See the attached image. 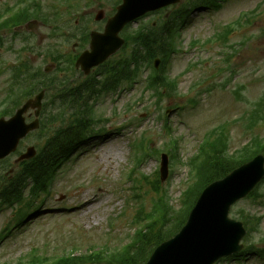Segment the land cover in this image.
<instances>
[{
  "label": "rangeland",
  "instance_id": "rangeland-1",
  "mask_svg": "<svg viewBox=\"0 0 264 264\" xmlns=\"http://www.w3.org/2000/svg\"><path fill=\"white\" fill-rule=\"evenodd\" d=\"M114 1L91 0L90 6L84 4L80 11L64 15L65 22L59 23L62 31H72V26L69 27L70 20L79 19L90 20V30H101L105 19L115 10ZM3 2L13 4L15 0H0V10ZM258 5L261 6L256 18L251 22H243L242 26L229 35L227 44L208 41L216 31L236 20L241 12H251ZM99 10H104L106 16L98 22L94 17ZM160 13L163 14L161 11ZM158 17L159 14L147 16L144 20L136 21L133 28L141 23L155 22ZM8 33L9 38L0 42V68H6L0 73V101L10 79L8 67L19 60L44 67L53 62L50 59L53 53H70L75 43L73 39L64 45L63 37L57 43H50V40H55L50 38L51 28L42 22L30 45L22 40L27 35L24 30L16 34L15 40L10 32L3 34ZM176 39L182 50L170 56L167 74L179 81L178 92H173L167 84L164 88L165 95L158 102L152 91L144 90V82L133 86L122 83L117 91L105 93L97 102H90L95 105L98 115L112 120L106 127L113 129L122 126L125 129L117 135L113 132L108 137L104 136L97 142L88 144L85 150L66 164L64 173L53 186L51 207L38 214L36 221L16 233L15 237L0 243L1 262H14L21 256L28 255L34 247H38L41 254L53 255L61 254L69 248L72 250L75 246L78 248L76 253L80 254L85 253L92 245L101 248L103 245H119L128 241V234L134 232L128 220L137 206V201L132 197L135 194L133 186L139 185L137 182H129L126 177L132 166L129 157L134 150L130 143L133 138L138 141L143 137L153 140L155 147L170 143L164 127V117L161 118L166 113L174 139L179 140L180 162L175 164L171 177L169 174L164 181L170 189L175 207L180 206V195L186 187L188 168L185 163L196 153L206 132L220 124L230 123L231 151L248 142L252 133L243 129L242 123L234 124L232 121L251 110L264 95V0H228L217 11H197ZM195 40H199L200 44L192 46L191 43ZM49 44L52 46L47 48ZM24 47L30 49L23 50ZM148 72L146 70L143 73L142 79L147 77ZM85 77L78 70L73 75L72 83L77 85ZM241 97L243 98L240 99ZM50 99L52 101L53 97ZM254 133L264 136V122L254 128ZM36 142L37 136L33 134L25 139L22 149ZM161 149L167 148L163 146ZM175 151L176 145L171 144L169 156ZM14 159L12 157L10 162L13 163ZM159 165V158H150L140 170L145 175H152ZM137 177H140L139 173ZM262 189L264 190V186ZM141 192L144 194V202L150 205L155 195L149 185L144 183ZM87 200L89 201L86 203ZM62 204L71 209L62 210ZM243 210L262 214L264 206L261 208L251 199H244L234 205L231 216H237V212ZM12 215L9 208L0 213V231ZM254 235L255 238L264 235V214L261 226ZM3 238L4 235L0 236V240ZM257 246L264 248V242L258 240ZM218 264H264V258L251 256L248 259Z\"/></svg>",
  "mask_w": 264,
  "mask_h": 264
},
{
  "label": "water",
  "instance_id": "water-1",
  "mask_svg": "<svg viewBox=\"0 0 264 264\" xmlns=\"http://www.w3.org/2000/svg\"><path fill=\"white\" fill-rule=\"evenodd\" d=\"M173 1L177 0H124L106 33L94 40V60L100 62L121 46L123 41L118 32L129 20ZM30 104L28 102L20 109L13 120L0 122V156L12 150V141L21 135L16 128L22 124L21 114ZM258 168V165L241 167L225 180L211 185L203 193L182 232L162 244L149 264H212L219 256L238 250L244 230L241 223L228 218V211L230 205L259 180Z\"/></svg>",
  "mask_w": 264,
  "mask_h": 264
},
{
  "label": "trees",
  "instance_id": "trees-1",
  "mask_svg": "<svg viewBox=\"0 0 264 264\" xmlns=\"http://www.w3.org/2000/svg\"><path fill=\"white\" fill-rule=\"evenodd\" d=\"M181 11H183V9H181ZM153 33L154 32H151V34H148L147 36L144 33H141V36H139L140 33H134L128 37L130 46L133 44V48L131 50L130 56L125 57L123 59V62L120 61V64H122L123 66L124 72H131L132 67H139L140 61H142V63H145L147 59H152L159 51H163V53H170L171 51H173V36L175 35V33L172 32V27H170L169 34H166L164 28L161 30V32H156L154 34ZM162 78L167 80L164 75H157L152 80L156 85L165 86V82ZM79 124L81 128H84V119H81ZM69 130L70 124H66L64 127L63 136L61 138L65 137L70 142H66V140H63L61 142L66 143H63L62 145L52 146L56 141L59 140V138L56 137L53 139L50 145H47L43 149L39 158L29 164H25L23 171H20L10 182L9 186L2 191L1 194L4 196L2 198L5 202H12V197L15 196H18L19 199V197L21 196L22 185L27 179L24 175L25 173H27L28 176L41 179L40 181H37L39 182L38 185L40 187L45 186V183L42 182H46L51 177L57 165L66 155L65 150L68 148L70 143L80 140L85 135V133L79 131L75 132V134L71 135L70 137H66L70 134ZM144 156L145 154H143L138 159V161L142 160ZM202 157L206 160L203 165L198 166V179H200V188L215 179L223 177L229 171L235 168L236 165L241 163V161L236 162L233 159H224L225 157L223 155V151L216 146H212L211 144L204 146ZM193 203L194 201H190L189 206H187L185 210L177 213V222L175 224L173 222V224H170L167 228L165 227L166 223L175 217L174 214L177 211H173L172 207L169 205V203H167V201L164 202V206L159 208L157 211L160 212L159 217L157 219L152 218L151 221L142 226L138 231L137 236L134 240L135 243L133 244L132 252H130L131 248H129L127 250L128 253H125L118 258L120 264H139V260L147 256L148 252L151 251L153 245H155L157 242L159 243L165 238L170 237L172 233H174L181 227V225L185 221L186 215L188 214L190 208L193 206ZM141 262L143 261L141 260ZM56 264H76V261L68 257L57 262Z\"/></svg>",
  "mask_w": 264,
  "mask_h": 264
}]
</instances>
